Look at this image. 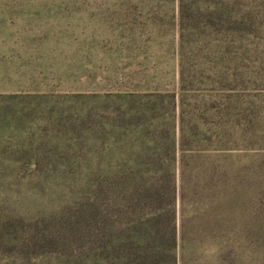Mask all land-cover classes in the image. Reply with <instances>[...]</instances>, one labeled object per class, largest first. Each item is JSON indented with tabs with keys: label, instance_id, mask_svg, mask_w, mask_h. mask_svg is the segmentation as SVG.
<instances>
[{
	"label": "rangeland",
	"instance_id": "374dc122",
	"mask_svg": "<svg viewBox=\"0 0 264 264\" xmlns=\"http://www.w3.org/2000/svg\"><path fill=\"white\" fill-rule=\"evenodd\" d=\"M224 3L226 31L217 10L182 33L177 0H0V264L77 252L94 149L130 99L228 110L264 145V0Z\"/></svg>",
	"mask_w": 264,
	"mask_h": 264
},
{
	"label": "trees",
	"instance_id": "16d2710c",
	"mask_svg": "<svg viewBox=\"0 0 264 264\" xmlns=\"http://www.w3.org/2000/svg\"><path fill=\"white\" fill-rule=\"evenodd\" d=\"M177 3L180 32L217 10L228 29L224 0ZM130 101L135 107L107 124L106 157L95 147L89 164V198L74 219V236L88 235L69 240L77 252L39 256L40 264H264L261 131L214 106L185 113L173 95Z\"/></svg>",
	"mask_w": 264,
	"mask_h": 264
}]
</instances>
